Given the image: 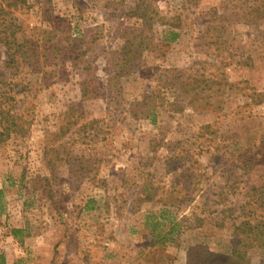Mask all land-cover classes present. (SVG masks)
<instances>
[{
  "label": "rangeland",
  "instance_id": "1",
  "mask_svg": "<svg viewBox=\"0 0 264 264\" xmlns=\"http://www.w3.org/2000/svg\"><path fill=\"white\" fill-rule=\"evenodd\" d=\"M255 1L32 0L13 13L36 56L4 68L0 47V78L17 85L13 112L27 122L0 144V264H189V248L193 259L230 253L236 213L218 227L221 212L264 185L261 161L242 172L264 144V100L251 101L264 93ZM154 12L164 23H151L152 46L117 81L113 53L142 29L136 15ZM144 97L155 122L131 115ZM171 222L173 242L160 245ZM250 259L264 264V248Z\"/></svg>",
  "mask_w": 264,
  "mask_h": 264
},
{
  "label": "trees",
  "instance_id": "2",
  "mask_svg": "<svg viewBox=\"0 0 264 264\" xmlns=\"http://www.w3.org/2000/svg\"><path fill=\"white\" fill-rule=\"evenodd\" d=\"M32 0H0V47L5 52V62L4 68L10 65H14L15 62L21 61L25 63L28 59L36 56V46L31 44L28 40H23L20 35L22 34L21 24L15 19L13 13L16 11H21L27 8L28 3ZM145 12L149 15V9H145ZM146 13H140L136 15L140 21V25L143 26L139 31H129L125 33V39L121 46L116 52L113 53V59L115 66V79L119 81V78L127 77L134 66V63L138 62L141 58L142 52L149 50L152 46L150 43L147 33L151 32L152 24L163 25V17L159 16L158 13L154 12L151 17H148ZM250 20L252 25L263 19L264 17V0H256L252 6L249 8ZM147 17V18H146ZM179 21L178 18L175 19ZM219 22H222L218 19ZM155 22V23H154ZM152 23V24H151ZM222 24L219 23V26ZM149 29L145 33V28ZM170 31L165 35L167 42L175 41L177 34L172 31V28H176L178 24H167ZM126 35H128L126 37ZM152 35V34H151ZM50 49H47L49 51ZM55 50V49H53ZM17 59V60H14ZM220 63H223L220 60ZM181 72L176 73V80L179 81ZM4 76L0 78V144L5 143L12 135L25 134L27 133V122L22 120V117L15 114L14 111V98L13 88L17 85L11 81H6ZM180 83V82H179ZM177 82V84H179ZM167 84V83H166ZM182 85H180L181 87ZM177 89H180L179 87ZM81 96L85 98L87 92L83 90ZM18 93V92H17ZM16 94V92H14ZM150 97H144L138 105H142L144 108L139 114H134L133 116H139L143 119H148L150 122H155L154 110L155 104L150 103ZM264 100V93L253 94L251 96L252 102H261ZM12 103V104H11ZM136 113V112H135ZM83 126V125H81ZM209 127H201L198 132H201ZM264 144L259 143L258 151L255 156L246 160L242 164L243 175L246 176L248 173V167L252 165L253 161H261L264 163ZM52 152H54L52 150ZM256 156L262 157L255 158ZM241 158H246L244 154H240ZM150 192V191H149ZM0 191V195H1ZM150 194H145L144 200L149 199ZM170 196L168 197V199ZM224 213H228L230 218L236 213L235 217L232 218L231 228L232 236L234 237V245L228 255H218L214 252H204L201 258H198V264H251L250 254L259 251L264 248V185L250 186L247 192L243 195V201L240 205L234 208H227L221 212L220 224H216L218 227H223L225 220ZM159 226L158 222L154 224V227ZM177 228V224L174 222L170 223L167 230L156 234L157 239H159V244L164 245L167 242H173L172 236L174 235ZM20 233V230H14L13 235ZM194 248H189L187 250V258L189 259V264H193L194 260L191 253ZM1 264H4L2 262ZM196 264V263H194Z\"/></svg>",
  "mask_w": 264,
  "mask_h": 264
}]
</instances>
